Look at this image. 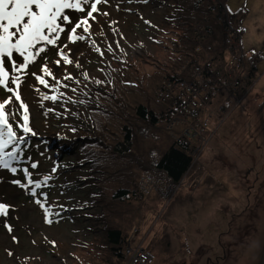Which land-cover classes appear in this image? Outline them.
<instances>
[{"label":"rangeland","instance_id":"374dc122","mask_svg":"<svg viewBox=\"0 0 264 264\" xmlns=\"http://www.w3.org/2000/svg\"><path fill=\"white\" fill-rule=\"evenodd\" d=\"M183 2L195 0H110L108 16L98 17L99 31L94 26L87 42H69L79 68L55 66V55L46 61L70 85L60 89L63 97L38 83L41 93L21 85L37 135L29 136L30 155L16 167L35 162L33 179L51 180L36 190L47 195L44 201L10 183L19 174L4 176L0 190L15 210L0 226V264H116L110 229L128 235L133 248L153 250L156 264H264V0H225L239 51L257 70L235 94L225 85L215 89V98L203 85L195 107L179 104L177 86L166 102H156L177 71L168 60V38L176 36L170 24L189 16L194 29L200 10L211 4L203 0L195 11ZM231 60L226 54L216 65L227 67ZM42 93L58 99L43 100ZM141 105L162 120L156 126L143 121ZM200 122L209 126L191 141L196 164L174 185L154 165L174 143L188 142ZM125 128L132 147L124 152ZM121 189L131 194L115 198Z\"/></svg>","mask_w":264,"mask_h":264},{"label":"snow or ice","instance_id":"6c2138e0","mask_svg":"<svg viewBox=\"0 0 264 264\" xmlns=\"http://www.w3.org/2000/svg\"><path fill=\"white\" fill-rule=\"evenodd\" d=\"M109 3L110 0H0V184L6 174H19V178L10 183L27 190L33 198L43 196L44 201L47 200L46 194L36 190L46 186L51 176H45L42 181L33 179L29 168L36 169L35 162L29 167H16L30 155L25 154L29 136L37 135L30 126L29 106L22 96L21 85L25 89L31 85L34 92L41 93V88L36 87L38 83L43 89L63 97L60 89L70 88V85L62 83L46 61L50 55H55V66L79 68L69 42H87L94 26L99 31L102 22L98 17L108 16L104 6ZM92 43L95 47V41ZM96 50L100 51L99 48ZM108 50L112 51V47L109 46ZM100 54L104 55L103 52ZM83 75L85 80L89 79L86 73ZM25 77H29L27 83ZM63 79L80 84L73 75H66ZM76 90L71 87L72 92ZM41 98L56 101L58 96L42 93ZM69 102H73L70 97ZM12 106L21 110L19 115L12 112ZM35 203L51 214L41 199H35ZM14 210L7 194L0 190V226ZM48 222L52 223V220ZM8 231H12L11 226Z\"/></svg>","mask_w":264,"mask_h":264},{"label":"trees","instance_id":"16d2710c","mask_svg":"<svg viewBox=\"0 0 264 264\" xmlns=\"http://www.w3.org/2000/svg\"><path fill=\"white\" fill-rule=\"evenodd\" d=\"M206 1L211 2L206 10L203 6L204 4H202L203 0H195L194 5L191 2H183L189 6L188 9L195 8V11L198 8L202 9L204 7V10H200L202 17L197 19V21L195 20L196 25L194 29L191 28L193 27L191 24L194 23V20H191L189 16L182 17L178 15V21L175 20L170 24L175 30L174 33L171 32V36H176L175 38H170L169 35L168 39L172 41L168 60L173 67L176 66L178 72L176 71V75L170 78L169 85L185 84L186 89L190 90V92H187L186 89L183 91L178 89L177 94L171 91L176 96L175 99L178 95L183 96L184 100L179 103L181 105L190 103L195 107V93H202L201 88L203 84H208L209 88L207 92L209 96L218 97L215 89L226 85L225 76L230 75L231 70L224 65H216V63H218L217 61L224 62L226 54L231 56L237 54L235 46L229 47L226 43L229 35L234 36L235 31L230 25V20L229 22L227 21L226 9L228 6L225 0H217V3H213L216 0ZM181 8L184 11L183 8H186V6ZM228 13V18H230V12ZM195 16L197 17V14ZM206 16L208 17L206 18ZM166 35L167 31L164 29L162 37ZM208 48L211 50L209 51ZM198 69L201 72H198ZM175 88L176 86L171 90ZM231 93L234 94L235 92L232 90ZM223 104L225 106L224 112H227V109L230 108V103L226 104L225 101ZM137 108L138 115L151 126H156L159 120L163 118L158 117L154 111H148L143 105ZM176 109L178 110V107ZM198 111V109L197 111L193 110L195 116L198 114ZM160 113L163 115L162 112ZM125 130L128 134L125 137V141L119 145L121 151L124 149V152L129 151L132 147L130 131L127 128ZM186 138L188 139V137ZM190 144V141L174 143L173 146L162 154L157 164L154 165L157 170L162 172L175 185L181 183L194 167V163L196 164L194 151H192ZM129 194H131L129 191L121 189L116 193L115 198L125 199ZM107 240L111 246L112 255L117 260L116 264H123L125 262V248L130 241L129 236L123 235L121 230L110 229L107 231Z\"/></svg>","mask_w":264,"mask_h":264},{"label":"built area","instance_id":"2783aa9c","mask_svg":"<svg viewBox=\"0 0 264 264\" xmlns=\"http://www.w3.org/2000/svg\"><path fill=\"white\" fill-rule=\"evenodd\" d=\"M213 11H215V10L213 9ZM238 41H239V36L237 34H234V36H232L230 34L229 38L226 41V43L229 47L235 46V52L237 53L236 55L231 56L232 60L230 62L228 61L229 65L227 67L231 70V74L230 75L228 74V76H225L226 77L225 78L226 85L232 87L231 91L233 90V92H235V93H236L237 89L244 84V83L241 84L243 81L246 80V84H248V82H249L248 78L251 77V74H253L255 72V70H257V68H256L257 64H255V61L247 60V58L244 56V54L241 51H239ZM208 49H209V51L211 50L210 48H208ZM248 62H250L251 66H249ZM197 71L199 72V69ZM250 80L252 81V79H250ZM233 83H235V85ZM203 85H206V87H208L207 86L208 84H203ZM203 85H202V88H203ZM175 86H177L182 91L184 89H186L185 84H179L178 83V84L168 85V87H171V89L174 88ZM202 88H201V91H202ZM171 89L170 90H162L158 93V96L156 99L157 104L166 102L171 97V94H172ZM186 91L190 92V90L188 88L186 89ZM178 96L183 99L182 95H178ZM195 98H201V94L195 93L194 100H195ZM195 104L197 105L196 102H195ZM187 105H192V104L189 103ZM201 106H202V104H201ZM197 124H198V126L196 128H195V125L192 127L193 128L192 131H195L194 134L189 133L187 136L188 141H190V142L195 141V134H197L199 132H204L206 130V128H208V126H209L208 123H205V127H203V123L201 124V122L197 123ZM156 260H157V255L152 250L145 248L143 245H139L136 248H133L131 241H129L128 246L125 248V262L123 264H156Z\"/></svg>","mask_w":264,"mask_h":264}]
</instances>
